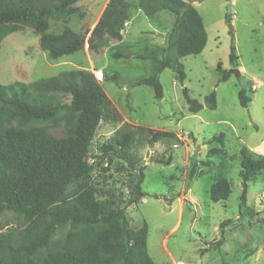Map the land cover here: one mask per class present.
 Returning <instances> with one entry per match:
<instances>
[{
    "label": "rangeland",
    "instance_id": "1",
    "mask_svg": "<svg viewBox=\"0 0 264 264\" xmlns=\"http://www.w3.org/2000/svg\"><path fill=\"white\" fill-rule=\"evenodd\" d=\"M109 1L80 0L75 14L51 20V32L69 27L85 37V47L73 54L51 58L41 47V35L31 27L7 35L0 45V84L30 83L64 70L94 72L119 119L102 120L96 130L89 153L92 179L99 198L126 207L132 228L148 223L151 257L159 264H264V170L249 182L242 204L238 157L244 146L264 154V0H184L202 15L208 42L202 53L182 58L187 73L183 83L171 68L163 70L160 100L151 86L129 83L151 73L152 60L140 57L159 53L174 15L163 11L149 18L132 9L123 30V51L130 56L116 59L115 39L104 37L96 50L89 44ZM232 44L239 56L237 66L230 59ZM233 67L241 76L232 73L227 81H219V68L229 72ZM113 71L120 73L123 85L104 79L105 72ZM184 88L202 103L216 91L217 107L190 111ZM243 88L251 97L247 107L240 101ZM44 125L56 137L71 134L66 123ZM142 128L175 136L151 142L152 134ZM122 130L135 132L129 151L140 161L136 168L105 147ZM220 133L226 135L224 144L210 142ZM141 165H146L142 188L147 195L127 206L130 183L138 178ZM219 176L230 180L232 193L226 200L214 201L210 189ZM17 221L8 211L0 226L6 230Z\"/></svg>",
    "mask_w": 264,
    "mask_h": 264
},
{
    "label": "trees",
    "instance_id": "2",
    "mask_svg": "<svg viewBox=\"0 0 264 264\" xmlns=\"http://www.w3.org/2000/svg\"><path fill=\"white\" fill-rule=\"evenodd\" d=\"M79 1L0 0V45L7 35L31 27L41 35V47L53 59L82 50L86 39L77 31L69 27L50 31L51 20L75 14ZM134 8L149 18L163 11L174 15L159 53L140 57L152 60L151 73L129 83L151 86L160 100L164 97L163 70L171 68L183 83L187 73L182 58L202 53L208 33L199 10L184 0H110L90 35V47L98 49L99 41L108 36L118 42L113 56L128 58L130 54L123 51V30ZM230 59L238 65L234 44ZM219 71V81L230 78L227 69ZM104 74L105 80L125 83L118 71ZM183 93L192 112L218 105L216 91L208 94L204 103L193 98L188 88ZM239 96L247 107L251 101L247 89H241ZM117 119L119 112L90 70H64L30 83L0 84V218L9 211L18 219L14 227L4 230L0 226V264H159L148 250V223L132 228L126 207L99 198L92 179L89 153L96 130L102 120ZM45 123H66L71 134L56 137ZM142 130L152 134L151 142L175 136L166 130ZM134 134L122 130L105 147L136 168L140 161L129 151ZM225 138V133H220L210 142L224 144ZM238 157L244 186L241 201L245 204L249 182L264 170V154L244 146ZM145 166H140L138 178L130 183L127 206L147 195L142 188ZM231 193L232 184L224 176L210 189L214 201L226 200Z\"/></svg>",
    "mask_w": 264,
    "mask_h": 264
},
{
    "label": "water",
    "instance_id": "3",
    "mask_svg": "<svg viewBox=\"0 0 264 264\" xmlns=\"http://www.w3.org/2000/svg\"><path fill=\"white\" fill-rule=\"evenodd\" d=\"M192 3H189V5H191ZM231 28H232V24H230ZM232 31H233V28H232ZM230 74L234 73L237 77H240L241 76V71L238 67H233L230 71H229Z\"/></svg>",
    "mask_w": 264,
    "mask_h": 264
}]
</instances>
